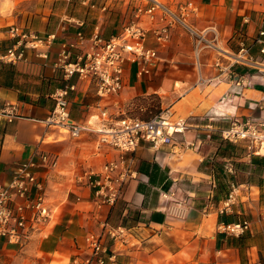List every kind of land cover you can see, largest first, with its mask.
Masks as SVG:
<instances>
[{
    "label": "crops",
    "instance_id": "0c3cea01",
    "mask_svg": "<svg viewBox=\"0 0 264 264\" xmlns=\"http://www.w3.org/2000/svg\"><path fill=\"white\" fill-rule=\"evenodd\" d=\"M147 1L0 0V109L11 103L18 114L11 122L0 119V182L9 183L19 165L34 159L52 213L49 223L38 225L23 243L0 240V264L71 263L89 254L90 233L107 247V264H264V155L224 140L219 131L234 119L264 122V70L237 67L247 74V84L236 93L239 88L230 80L216 78L214 50L195 56L190 31L213 25L221 46L237 52L241 41L253 43L264 0H190L195 10L186 11L185 24H173L167 43L158 45L150 35L149 44L158 48L150 74L139 75L136 64L127 62L124 89L107 97L97 95L94 82H78L70 97L78 121L98 122L102 109L144 119L169 109L193 124L176 134L172 145L154 149L141 141L133 154L136 174L115 204L97 201L88 174L117 159L118 151L100 146L95 133L72 138L45 121L54 108L53 92L64 84L63 71L55 67L61 46L80 30L89 37L96 26L106 38L121 32ZM165 1L185 13L184 0ZM149 20L139 18L146 26ZM13 26L55 38L50 46L19 47ZM11 47L23 50V58L9 61L5 55ZM252 53L259 55L257 45ZM209 123L214 129H208ZM45 154L56 161L54 167L41 161ZM232 183L239 186L238 198L221 213ZM38 193L34 189L31 197ZM15 203L25 199L17 197ZM26 214L32 219L34 211L26 209ZM242 220L251 227L240 237L218 229L222 221ZM119 226L126 229L114 239L109 231Z\"/></svg>",
    "mask_w": 264,
    "mask_h": 264
},
{
    "label": "built area",
    "instance_id": "2783aa9c",
    "mask_svg": "<svg viewBox=\"0 0 264 264\" xmlns=\"http://www.w3.org/2000/svg\"><path fill=\"white\" fill-rule=\"evenodd\" d=\"M185 13L176 15L166 5L158 0H148L135 9V18L124 24L121 32L109 38L104 37L100 26H96L93 33L87 37L82 30L76 33V39L64 43L59 50V57L55 67L63 71L64 84L52 94L54 108L46 118L48 126L67 131L72 138H80L86 133L98 135V144L108 146L118 151L117 159L108 161L99 172H89V183L94 190L98 202L115 204L122 196L123 188L128 180L136 174L133 168V154L141 141H148L154 149L165 145H172L175 135L183 133L191 126L188 118H175L169 110H161L150 119L133 115H120L102 109L99 121L94 119L78 121L71 114V95L77 91L79 81H90L96 85V93L100 97L118 95L126 85V63H135L139 75L150 74L158 59V48L149 44L150 35L158 45H164L171 38V28L175 22L184 23L186 11L195 10L190 0L181 4ZM147 15L151 26L139 22V18ZM82 25V23L80 24ZM194 38L195 56L199 58L205 49L214 50L217 56L214 65L219 69L216 78L224 77L230 80L236 88L247 84V74L238 71L237 67L264 70V8L262 11V25L252 44L241 41L237 52L229 51L220 44L217 28L209 25L201 31L190 28ZM13 36L20 35L19 47L30 44L32 47L50 46L55 35L46 39L34 33L20 32V27L10 29ZM30 38L29 41H23ZM258 46L259 55L254 56L252 48ZM24 56L23 50L11 47L5 57L16 62ZM76 77V80L73 78ZM18 117L15 105L8 103L0 109V119L11 122ZM208 129H214L209 123ZM216 130V129H215ZM224 140L233 143H243L254 154L264 155V122L254 123L250 119L232 120L228 127L219 129ZM41 161L54 167L56 161L48 154L41 156ZM34 159L22 163L16 169L9 183L0 182V240L8 243L21 244L28 238L30 232L40 224H47L52 213L46 204L44 186L39 181L34 168ZM227 171L233 173L231 165ZM37 189V197L31 193ZM239 195V186L232 183L227 199L222 202L220 212H228ZM17 197L25 199L24 204L16 205ZM26 209L34 211L30 219ZM251 227L248 220L222 221L218 225L220 232L230 236L240 237ZM124 226L109 231L116 239L123 234ZM89 254L68 264H107L108 249L103 245L99 235L90 233L86 237Z\"/></svg>",
    "mask_w": 264,
    "mask_h": 264
},
{
    "label": "rangeland",
    "instance_id": "374dc122",
    "mask_svg": "<svg viewBox=\"0 0 264 264\" xmlns=\"http://www.w3.org/2000/svg\"><path fill=\"white\" fill-rule=\"evenodd\" d=\"M159 2H161V3H163L164 5H166L168 8L170 7V5H169V3L167 2L166 3V1L165 0H158ZM143 3H145V2H143ZM170 9V8H169ZM176 15H180V13H179V11H177V10H173V9H171ZM186 16V15H185ZM158 101L157 100H154V103H157ZM157 105V104H156ZM156 110H158V109H156Z\"/></svg>",
    "mask_w": 264,
    "mask_h": 264
},
{
    "label": "bare ground",
    "instance_id": "6f19581e",
    "mask_svg": "<svg viewBox=\"0 0 264 264\" xmlns=\"http://www.w3.org/2000/svg\"><path fill=\"white\" fill-rule=\"evenodd\" d=\"M192 95H193V94H192ZM187 96H188V95H187ZM193 97H194V96H193ZM197 97H198V96H197ZM185 98H186V97H185ZM186 100H187V99H186ZM186 100H185V101H186ZM192 100H193V99H192ZM183 101H184V100H183ZM183 101H182V102H183ZM187 101H188V100H187ZM191 102H192V101H191ZM187 103H188V102H187ZM189 104H190V103H189ZM179 105H180V104H179ZM176 107H177V106H175V108H176ZM177 109H178V108H177ZM191 110H192V109H191Z\"/></svg>",
    "mask_w": 264,
    "mask_h": 264
},
{
    "label": "trees",
    "instance_id": "16d2710c",
    "mask_svg": "<svg viewBox=\"0 0 264 264\" xmlns=\"http://www.w3.org/2000/svg\"><path fill=\"white\" fill-rule=\"evenodd\" d=\"M227 141V140H226ZM228 142H230V141H228ZM230 143H233V142H230Z\"/></svg>",
    "mask_w": 264,
    "mask_h": 264
}]
</instances>
